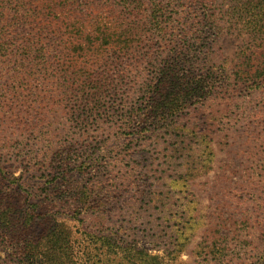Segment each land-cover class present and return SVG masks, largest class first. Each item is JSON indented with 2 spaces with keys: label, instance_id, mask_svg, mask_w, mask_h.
I'll list each match as a JSON object with an SVG mask.
<instances>
[{
  "label": "rangeland",
  "instance_id": "374dc122",
  "mask_svg": "<svg viewBox=\"0 0 264 264\" xmlns=\"http://www.w3.org/2000/svg\"><path fill=\"white\" fill-rule=\"evenodd\" d=\"M217 3L222 14L234 4ZM226 16L222 27L227 30L216 39L215 51L223 53L218 66L225 67L231 80L226 78L212 98L165 126L156 124L152 132H134L141 122L127 132L122 126L124 114L141 103L150 62L133 65L129 71L134 79L107 89L101 114L86 121V129L71 122L69 112L56 103L37 119L27 118L26 105L0 107V264H19L29 240L46 235L49 225H63L73 236L79 264H116L117 256L99 242L102 236L112 237L117 251L132 248L157 256L161 264H215L213 257L203 262L198 254L208 217L223 220L221 236L240 238L235 242L242 261L230 257L231 264H259L264 257V86L238 84L234 66L247 41L240 37L242 24L228 32ZM157 48L153 43L144 50L148 61H155L150 56ZM90 65L96 75L105 74L104 64H96L94 57ZM120 74L107 72L113 78ZM192 115L197 128L190 125ZM210 155L213 159L205 164ZM62 157L71 165L72 184L53 190L46 181L56 175L51 167H58ZM80 164L84 171H73ZM90 191L93 198L87 201ZM30 205L38 208L32 231L23 215ZM15 211L10 224L3 222V215ZM134 253L124 264H143L140 257L146 256L138 254L135 261Z\"/></svg>",
  "mask_w": 264,
  "mask_h": 264
},
{
  "label": "trees",
  "instance_id": "16d2710c",
  "mask_svg": "<svg viewBox=\"0 0 264 264\" xmlns=\"http://www.w3.org/2000/svg\"><path fill=\"white\" fill-rule=\"evenodd\" d=\"M217 1L0 0V94L8 89L0 96V107L15 102L20 107L26 105L27 118L37 119L46 107L56 103L69 112L71 122L83 124L79 126L86 129L89 124L85 122L101 114L107 89H115L124 79H134L129 71L133 65L150 62L144 85L140 87L141 103L124 114L122 126L127 132L137 128L136 122H141V129L134 132H152L156 124L165 126L174 117L212 98L226 78L231 80L230 75H225V67L218 66L223 53L215 51L216 39L227 30L222 27L225 14L226 24L231 26L228 32H233L232 27L237 28L235 23L242 24L238 29L240 37L247 41L240 47L239 62L234 66L238 84L263 87L264 0H233L234 4L224 14ZM153 43L158 46L150 56L155 61H148L144 50ZM92 57L96 64H104L105 74L96 75L95 66L90 65ZM113 71L121 73L120 76L107 75ZM190 125L197 128L196 115H192ZM213 157L208 156L205 164ZM67 162L62 157L58 167H51L56 175L51 173L53 177L47 179L49 188L62 190L72 184L71 165ZM83 167L76 165L73 171L80 173ZM91 192L86 194L87 201L93 198ZM37 210L36 205H30L23 212L24 216L27 214L30 231L38 218ZM79 210L74 211L80 214ZM15 215L17 211L11 216L3 215V222L10 224ZM205 219L210 222L198 250L203 262H211L208 259L212 257L215 264L242 261L243 254L235 242L240 241L239 236H221L223 220L216 223L212 217ZM244 223L248 224L246 218ZM46 230V235L29 240L19 264H79L73 236L65 227L49 225ZM83 234L93 240L91 232ZM58 240H62L60 245ZM113 240L102 236L99 242L117 256L116 264L129 263L131 252H135L132 254L135 261L139 260L138 254L145 255L146 258L140 257L143 264H155L159 260L132 248L120 247L122 252L117 251ZM231 243L235 245L233 251H230ZM173 248L181 245L174 244ZM230 257L236 258L231 261ZM259 264H264V257Z\"/></svg>",
  "mask_w": 264,
  "mask_h": 264
}]
</instances>
